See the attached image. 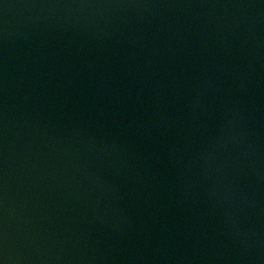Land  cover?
<instances>
[{
  "label": "water",
  "instance_id": "95a60500",
  "mask_svg": "<svg viewBox=\"0 0 264 264\" xmlns=\"http://www.w3.org/2000/svg\"><path fill=\"white\" fill-rule=\"evenodd\" d=\"M0 264H264V0H0Z\"/></svg>",
  "mask_w": 264,
  "mask_h": 264
}]
</instances>
